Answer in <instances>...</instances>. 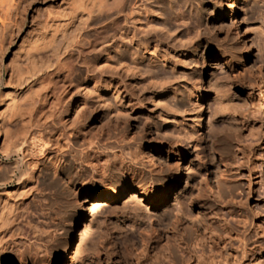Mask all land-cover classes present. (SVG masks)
Returning a JSON list of instances; mask_svg holds the SVG:
<instances>
[{
	"label": "clouds",
	"instance_id": "1",
	"mask_svg": "<svg viewBox=\"0 0 264 264\" xmlns=\"http://www.w3.org/2000/svg\"><path fill=\"white\" fill-rule=\"evenodd\" d=\"M0 264H264V0H0Z\"/></svg>",
	"mask_w": 264,
	"mask_h": 264
}]
</instances>
